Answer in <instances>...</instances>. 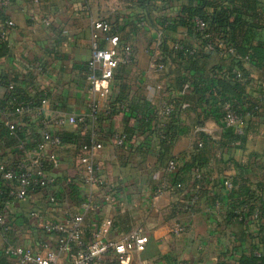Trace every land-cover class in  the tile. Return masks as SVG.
<instances>
[{
	"label": "crops",
	"instance_id": "0c3cea01",
	"mask_svg": "<svg viewBox=\"0 0 264 264\" xmlns=\"http://www.w3.org/2000/svg\"><path fill=\"white\" fill-rule=\"evenodd\" d=\"M192 2L0 0V22H12L8 39L0 44V77L14 79L11 83L21 89L23 97H47L62 114L89 115L93 96L85 73L93 21L110 22L120 41L134 52L131 64L116 69L109 99L100 100L102 110L94 130L102 149L94 159L105 186L97 189L93 206H83L88 187L82 182L80 160L81 145L90 142L92 135L81 127L60 128L56 134L65 140L56 151L55 182L21 201L4 199L9 230L0 233V264H19L3 253L8 244L35 251H43L45 243L56 247V236L37 226V219L30 215L33 210L54 220L82 216L87 238L92 230L101 229L105 219L113 221L105 234L111 239H121L132 228L141 227L148 236L145 249L122 264H238L242 256L264 254L260 239L264 215L259 211L264 209V69L244 64L249 81L239 97H229L245 124L243 133L230 135L231 127L220 120L224 102L219 99L225 94L217 84L205 83L184 67L187 60L174 48L182 44L200 57L206 55L204 70L210 81L221 78L220 53L214 49L218 36L207 41L181 16L183 7ZM256 39L251 37V43ZM160 61L165 68L157 72L154 64ZM4 94L0 84V100ZM166 99L174 101L176 110L161 117L158 109ZM110 103L115 105L112 112L108 111ZM11 120L15 134L28 141L42 130L35 113L13 115ZM158 123L171 133L170 142L155 136ZM118 131L127 134L125 147L114 143L113 134ZM11 139L0 129V162L6 165L18 156V142ZM194 158L201 163L194 180L182 190L165 188L156 194L160 185L172 186L176 168ZM172 159L175 168L169 171ZM71 186L77 188L76 193ZM50 196H55V202ZM233 214L240 215V221ZM180 224L185 228L177 233Z\"/></svg>",
	"mask_w": 264,
	"mask_h": 264
},
{
	"label": "built area",
	"instance_id": "2783aa9c",
	"mask_svg": "<svg viewBox=\"0 0 264 264\" xmlns=\"http://www.w3.org/2000/svg\"><path fill=\"white\" fill-rule=\"evenodd\" d=\"M43 22L49 24L47 19H43ZM11 26L10 20L6 19L4 22H0V42L8 39ZM195 28L198 31H203L207 28V23L196 18ZM102 43L105 45L102 46ZM219 46H223L221 42ZM174 48L176 50L183 49L180 44H175ZM229 51L232 49L229 48ZM184 52L191 54L192 49L186 48ZM223 55L229 62L230 58L227 57V54L223 53ZM133 59L134 52L131 45L120 41L119 35L111 23L102 19L95 20L92 23L91 53L85 73L88 92L93 96L88 116L84 114L66 115L57 112L56 104H51L47 97L41 98L39 104L13 99L11 107L0 105V123H4L8 127L10 134H15L17 129L11 120L13 115L27 116L35 113L40 116L42 125L39 139L35 143L34 140L20 141L17 144V158L10 165L0 162V182L6 183L8 186L7 197L21 201L31 193L42 190L55 182L53 169L59 164L56 151L63 145L56 131L66 126H73L81 127L83 131L89 132L93 138L90 142L81 145L82 156L80 158L83 164L82 182L88 187L87 202L83 206L88 208L92 205L97 189L105 186L103 177L96 173L100 167L94 159L95 153L102 149V144L95 139L94 130L98 115L102 110L100 100L109 99L112 92L111 83L118 66L131 64ZM164 68L163 62L154 64V69L157 72L163 71ZM35 69L41 71L40 67ZM239 76L240 74L237 73V77ZM9 88H12V84ZM175 110L174 101L166 99L160 105L158 115L161 117L170 116ZM220 120L225 127H234L237 133H243L244 116L231 102L223 103ZM156 127L155 136L167 140L168 132L165 131L164 124L158 123ZM113 140L116 146L125 147L127 134L123 131L115 132ZM27 143L31 144L27 146ZM175 163L174 159L170 160L167 169L172 171L175 168ZM226 184L231 187L230 181H227ZM165 188L174 190L173 186L168 187V185L163 184L155 190L156 194ZM49 199L51 202H55V196H50ZM107 199L113 200L111 197ZM30 215L37 219V226L44 233L56 236V247L52 248L48 243H45L42 245L43 251H35L30 247L21 245H6L3 248V253L12 257L19 264H64L65 261L68 264H110L114 261L122 264L128 261L133 253L143 251L148 242V236L141 227L132 228L121 239L108 238L105 234L113 226L112 219H105L101 229L92 230L90 237L87 238L80 215L55 220L41 216L38 210L31 211ZM257 215L258 212L255 213V216ZM184 228L180 224L175 228V231L180 233ZM8 230L9 225L3 206L0 208V233L5 234Z\"/></svg>",
	"mask_w": 264,
	"mask_h": 264
},
{
	"label": "trees",
	"instance_id": "16d2710c",
	"mask_svg": "<svg viewBox=\"0 0 264 264\" xmlns=\"http://www.w3.org/2000/svg\"><path fill=\"white\" fill-rule=\"evenodd\" d=\"M181 16L187 19V22L194 25V27L196 18L206 22L207 28L203 31H199V33L205 37L207 41H209L212 36H218V42L217 45L214 46V49L219 53L222 52L217 68L219 73H222L221 78L223 79L216 78L210 81L208 73L204 70L206 66L205 60L208 57L206 55L200 57L194 50H192L191 54H186L184 49L189 47L181 44L183 49L177 51L181 52L180 54L182 57L184 56L182 59L187 60L184 67L195 71L196 74L200 76L199 79L205 83L212 82V84H217L216 88L218 91H221L223 95L225 94L223 99H219V102L229 101L233 104L232 97L229 96L239 97L245 89V84L249 81V72L246 71L244 64L248 63L251 66L264 69V3L260 0H193L192 4L183 7ZM251 37H257L255 44L251 43ZM220 42L223 45L221 47L219 46ZM3 43L4 42H1L0 44L2 45ZM229 48H231L232 51H229ZM223 53L227 54V57L230 58L229 62L226 61ZM237 73L240 74L239 77H237ZM205 74L208 76H205ZM12 81H14V79L8 80L6 77H0V84L5 91L4 97L0 100V105L11 107V105H13L12 101L14 100L32 101L33 104H36V101L41 98L38 97V99L35 100V98L23 97L21 95V89L17 87L15 83H11ZM11 84L12 88H9ZM112 105L113 104L110 103L108 106V111L110 112L113 110ZM113 106L115 107V105ZM116 106L120 107V103ZM100 114L98 115L97 121L99 120ZM0 129H2L3 133L10 139L12 138L10 141L13 143H19L25 140L20 136V133L15 135L10 134L8 127L4 123H0ZM235 131L236 129L231 127L228 133L237 137L235 135L237 131ZM58 135L60 138L62 137L61 134ZM37 139H39V134L34 139V143ZM61 140L63 141L65 139L61 138ZM171 140L172 135L168 131V139L165 142H170ZM30 144L27 143V146ZM200 168L201 163L197 158L187 161L180 167H177L172 180L174 190H182L183 185L194 180L197 172L199 173V170H201ZM70 188L73 189V193H76L77 188L75 186H71ZM5 198H9L7 197V188L1 182L0 208H3ZM236 208L237 207L234 206L232 211L236 210ZM259 211L260 214L264 215L263 208H260ZM232 216L235 217L236 215L233 214ZM238 216H236V219L240 221ZM261 229H263V235L260 239L264 242V223L261 224ZM238 264H264V254L261 256H242Z\"/></svg>",
	"mask_w": 264,
	"mask_h": 264
}]
</instances>
